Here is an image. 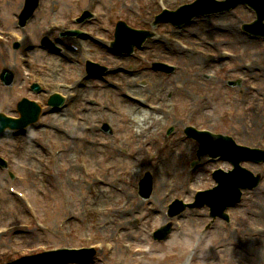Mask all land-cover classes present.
<instances>
[{
    "label": "rangeland",
    "instance_id": "1",
    "mask_svg": "<svg viewBox=\"0 0 264 264\" xmlns=\"http://www.w3.org/2000/svg\"><path fill=\"white\" fill-rule=\"evenodd\" d=\"M130 1L127 0V2ZM135 1L137 3L136 9H142L144 15L145 11H149V13L157 11L152 10L153 7L151 8V6H154L152 0ZM177 1L185 2L190 0ZM0 2V48L9 54L10 57L6 59L0 50V72L6 68L12 71L15 76L11 89L3 87L0 82V110L7 114H14V106L19 96L27 95L32 97L29 91H25V87L34 73L28 67L18 65L17 57L21 56V53L20 50L15 53L12 52L10 42L13 39L9 33L17 31L20 35L24 36L31 31L33 25L36 30L35 34L37 35L48 21H59V23L66 24V22L77 16L78 10L86 5L81 4L80 1L77 3V0H41V8L38 13L35 12V18L29 23V27L27 25L28 28L16 29L15 19H17L16 16L23 7V0H0ZM115 2L116 0H99L98 6L105 11V14H108L114 10L113 6L110 5ZM235 13H237L238 19L240 21L243 20V22H247L252 18L251 14L241 7L237 8ZM196 23L197 25L188 27L189 36L184 38L182 35L180 37L174 29L162 25L163 31L180 37L179 39L177 38L180 44L169 45L162 40L154 44V40L158 41L159 37L149 40L147 50L143 52L144 55H147L150 60H165L176 63L181 68L177 74L173 73L166 76V81L164 74H154L150 70L142 72L135 77L123 75L121 72L116 71L122 66L121 59L114 58L107 60L105 57L107 55L105 54L106 52L102 51L96 43L89 40L82 41L81 39L67 38L63 43L70 46L69 49L58 45L56 42L55 46L62 51L59 54H49L46 51H39L35 48L29 52L31 62H35L37 66L45 67L38 68L40 71H38L36 77L41 82L44 91L39 96L33 97L44 105L47 95H49L48 92L54 89L53 84L71 83L78 75L80 77L83 76L84 57L90 56L92 59L102 61L103 65L115 68V72L109 77L110 79H117L121 85V89L128 88L136 95L153 97L156 95L163 96L167 90L169 93H172V96L169 98L165 94L162 99L167 106H173L175 113H180L185 118L192 116L201 125L215 127L222 133L228 134V128H232L237 133L236 140L238 142L252 143L264 133L261 118L254 119L256 126L251 138L243 136L239 126L235 130V124L230 120L220 124H216L213 121V117L225 108H231L238 113H246L244 100L248 92L244 88L245 86H234L228 90V84L224 81L225 79L233 80L238 74H246L240 69L241 62H232L227 59L206 62L201 57H204L207 52L201 49V45L198 42L205 39L214 40L220 46L234 53L241 54L243 60L248 59L256 52H261L263 46L252 45L250 47L246 43L237 44L233 42L232 36L234 35L247 39L237 32L239 31V26L237 29H233V31L217 32L218 30L215 29L219 26H227L233 23L229 18L201 19ZM135 26L144 27L139 22L135 23ZM97 27V24H94L92 29ZM147 28L151 31L150 27L147 26ZM191 34H195L197 37L194 38ZM53 37L55 39L57 36L54 35ZM72 39L76 42L72 41L71 43ZM80 43L82 44L81 46H84L88 50L90 49L88 53L83 54L81 52L83 48L79 47ZM181 45L188 47L190 50L186 51ZM64 53L69 57H66ZM134 66L140 67L144 66V64L135 61ZM214 68L215 70L213 71ZM203 72H213L216 74L218 76L216 82L205 81L201 75ZM248 76H254V82L264 87L263 76H257L255 73L248 74ZM134 80L143 81L146 86H140V84L134 83ZM84 83H87V81ZM88 84V90L80 86H78V90L81 93L87 92L89 97L97 99L101 103V107L87 105L85 101L87 96L84 94L82 99L67 103V108L57 114H51L49 109H47L40 121L43 126L36 125L35 129L30 131L28 135H15L8 132L3 139H0V154L9 160L8 171H11L16 176L11 181L8 171H0V262H7L12 258L24 254L33 255L36 252L48 250L51 247H87L93 243L100 242L103 244V247L97 250L93 261L90 260L86 264H184L186 260H184L185 257L182 254L183 247H188L190 244H196L197 250L201 251V261L204 264H224L222 259L227 260L226 263L230 264L234 257L246 252H249V256L256 258V262L248 261L249 263H260L264 252V245L260 248L255 243L252 245L254 249H258V255H254L252 253L253 250L246 249L245 245L243 246V252H235L234 250L238 246L227 244V242H230V238L217 225H211L212 230L202 235V241L196 242V238H199L198 235H195L196 229H202V226L206 223V220L200 217L203 213L202 210L185 211L179 218L182 230L180 232L174 231L165 242H153L151 238L143 233V230L158 226L166 219L163 213L164 209H161V205H159L160 198L157 197L162 195L169 185H171V178H168L164 183L159 185V171L161 167L164 163L176 158L170 152L176 155L178 153H189V158L180 159V163L178 164V170L184 172L186 177L184 179L182 177H175L177 181H183L177 186L172 196L181 195L185 191L183 190L185 185L188 183L191 189L207 186L210 183L207 171L211 166L199 170L198 177L197 175L196 177H188L190 174L188 170L192 168L190 163L196 159L195 154L192 153V149L196 146L184 137L182 127L178 126L179 129L174 127L175 134L168 136L164 130V125L167 124H164V120L160 122V118L155 116L147 125H151L154 128L149 133L144 132L146 140L142 146L140 139H133L131 135H133V131L137 128L144 130L147 127V121L143 123L141 121L136 122V120L132 123L127 121L131 118L130 116L136 108L133 104L121 100V89L115 90L109 88L108 85L101 81L91 79L88 80ZM4 92H7L8 96L3 97ZM236 92L238 96L232 101L231 95L233 94L235 97ZM201 94H206L208 99L202 98ZM108 97H112L116 102L114 109H116L117 115L115 116L111 114L112 107L108 101ZM259 98L260 96L254 97L257 100ZM163 100H161V104ZM258 103L260 104V102ZM88 106L89 109H94V116L89 119L90 123L95 122L96 117L99 119L101 108L110 112L109 114L111 119L114 120L115 123H113L116 127L114 135L107 136L100 131L92 132L91 134H82L77 131L78 133L74 132L75 138L69 135L72 131L73 122L79 121V109ZM192 108H195L196 114L193 111L189 113ZM61 114L66 115L65 118L61 117ZM83 116L84 118L86 117V115ZM85 122L86 118L83 124ZM63 131H67V133L65 134ZM80 135H87L84 139H91L88 136L91 135L93 137V146H87L84 139L80 141ZM231 135L234 136L235 133L231 132ZM181 136L185 139L181 142H176L175 138H181ZM107 139L125 140L128 153L133 152V149L135 151L139 146L140 151L138 154L141 156L139 163L144 164L145 167L140 169L137 166V169L141 174L149 172L155 173L156 176L155 187L157 186V189H154L148 201H140L137 195V184L133 183L132 178L124 176V170L131 171L132 167H134L133 160L129 159V157H126V159L120 157L123 161L120 164L116 162L117 160L111 159L114 157L111 149L96 148V142L98 144ZM70 144H72V152L74 153L70 156V159L65 160L66 154L61 155L59 158L58 152L54 154L55 151L60 149L67 150ZM63 147H67V149ZM82 149L86 150L82 157L88 161L92 171L99 173L109 183L115 181L116 187L123 188L122 184L118 182L121 178L125 184L124 195H119L109 189L108 186L105 187L106 193L104 192V194L111 200L103 201L101 198L99 200L100 209L116 206L120 202L121 207L125 205V209L130 208L131 212L124 215V209L120 208L99 217L93 211H89L86 215H79L75 222H70L68 226L64 227V232H61L62 230H57V227L58 221L66 210L62 205L66 200L61 198L62 196L59 193H67L68 208L75 213L79 212L83 205L79 200V196L83 195L86 197L87 194V190H85L87 186L72 184L69 181V179L73 181L75 177L80 176L79 171L76 169V163L81 158L80 151ZM88 149L96 151L95 159H91L87 154ZM60 163L64 166L66 176L62 177L58 175V168H61ZM68 185L72 186V188H69ZM10 187L14 188L17 192L24 193L25 198L20 199L17 195L11 193L9 191ZM191 189H189L190 192ZM258 201L254 204L243 203L238 208V214L246 209L242 213V216L249 217V214H246L247 212H254L256 210L258 213L260 212V207L264 211V203L258 207ZM28 205H32L34 214L29 210ZM137 206H140V208L137 209ZM148 207H151L152 210L150 211ZM26 210L34 218H30ZM37 212L40 217L38 218L39 222L35 219ZM193 215H197L200 221L192 220ZM250 217H252L250 219L252 224L264 226V220L260 216L254 214L250 215ZM88 238L90 241H88ZM105 242L112 244V252H109L104 247ZM232 242L235 243V240L233 239ZM254 242H257V240ZM126 244L130 245V247L126 248L124 246ZM218 246H229L230 252H224L225 257H222L221 254L219 255V253L215 252ZM171 254H174L176 257L171 260L164 259V256ZM157 259L159 260L155 261ZM251 260L253 261V259Z\"/></svg>",
    "mask_w": 264,
    "mask_h": 264
},
{
    "label": "bare ground",
    "instance_id": "2",
    "mask_svg": "<svg viewBox=\"0 0 264 264\" xmlns=\"http://www.w3.org/2000/svg\"><path fill=\"white\" fill-rule=\"evenodd\" d=\"M232 39H233V42H235L237 44L246 43L247 45H250V46L255 45V44H259L258 42H250L247 39H244L242 37H238L237 35L232 36ZM72 41H71V43H72ZM4 96L5 97L8 96L7 92L3 93V97ZM53 112H54V109L51 108L50 113H53ZM62 115L63 114H61V117L65 118L66 115H63V116ZM130 117L131 118H129V120H136V122H140V121L143 122L145 120H149V119L153 118L152 114L146 112L145 110L138 111V113H136ZM133 132H134V134L139 135L141 131H140V128H137ZM63 148L67 149V147H63ZM63 154H66L65 160L70 159V156H72L74 154L72 152V144H70V147L67 150L60 149L59 153H58V158ZM87 154L91 157V159L96 158V151L88 149ZM113 154H114V157H112L111 159L117 160L116 161L117 163H120V164L123 163L122 159L120 158L122 154H119L118 150H115L113 152ZM176 164H177V162H175L174 160L164 163V165L161 167V169L159 171V185H160V183H164L165 180H167L168 178H171L172 179L171 183H173L176 180L175 177H182V179H184V177H186V174L184 172H182L181 170H178V165H176ZM60 166H61L60 175L62 176L65 173V171H64V166L61 163H60ZM136 170H137V168H136ZM198 172H199V170L196 171L197 177H198ZM180 182H182V180H180ZM68 187L72 188V186H70V185H68ZM101 198L103 201H109L108 199H106V195H103V197H101ZM138 208H140V206H137V209ZM261 215L264 216V211L261 212ZM65 216L70 217V214L63 212V217H65ZM248 247L249 246L247 245V248ZM186 263L187 262H185L184 264H186Z\"/></svg>",
    "mask_w": 264,
    "mask_h": 264
},
{
    "label": "water",
    "instance_id": "3",
    "mask_svg": "<svg viewBox=\"0 0 264 264\" xmlns=\"http://www.w3.org/2000/svg\"><path fill=\"white\" fill-rule=\"evenodd\" d=\"M255 11L259 12L260 8H256ZM12 78V76L10 75V79Z\"/></svg>",
    "mask_w": 264,
    "mask_h": 264
}]
</instances>
